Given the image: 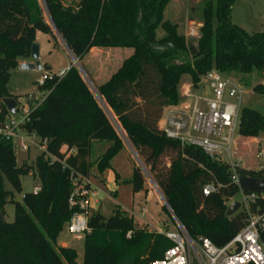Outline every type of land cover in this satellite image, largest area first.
<instances>
[{
	"label": "trees",
	"instance_id": "1",
	"mask_svg": "<svg viewBox=\"0 0 264 264\" xmlns=\"http://www.w3.org/2000/svg\"><path fill=\"white\" fill-rule=\"evenodd\" d=\"M42 1L87 75L83 62L92 49H132L133 54L107 83L96 86L88 76L96 94L75 66L63 78L46 81L43 90L48 96L22 125L44 148L34 166L18 167L13 143L0 138L1 212L4 217V206L13 203L16 218L13 223L0 222V264H77V253L57 243L78 212L70 207L73 180L90 177L94 166L100 171L111 168V161L125 148V138L192 240L209 239L219 248L229 244L247 222L242 211L227 216V204L239 193L231 170L201 149L167 138L159 122L166 108L181 102L184 75L196 87L215 69L264 95V33H246L232 21L236 0L199 4L203 26L196 44L186 39L179 24L166 19L173 0ZM43 10L41 0H0V103L12 97L18 101L9 94L7 83L20 60L30 58L37 34L53 36ZM255 79L261 80L256 86ZM239 133L243 139H259L264 115L244 108ZM93 141L110 144L94 163ZM35 174L41 186L37 195L29 193L15 202L13 193L4 190V178L20 193L21 178ZM241 174L264 178L263 173ZM212 182L221 185L219 192L204 196V187ZM121 184L131 185L134 193L146 191L139 167ZM260 208L264 211V200ZM89 227L84 264H153L172 247L163 235L138 229L120 210L110 217L93 212Z\"/></svg>",
	"mask_w": 264,
	"mask_h": 264
},
{
	"label": "built area",
	"instance_id": "2",
	"mask_svg": "<svg viewBox=\"0 0 264 264\" xmlns=\"http://www.w3.org/2000/svg\"><path fill=\"white\" fill-rule=\"evenodd\" d=\"M202 26V23L190 22L186 39L198 40ZM68 70L60 72L58 76H50L47 72H43L41 80L38 81L41 92L37 96L28 97L29 109L21 122H18L9 111V115H5L3 109L5 106L0 103L2 140L13 142L14 139H19V148L22 152H29L31 145L38 144L37 141L19 137L18 130H22V125L30 121L29 112L35 110L48 96L43 90L46 81L55 77L63 78ZM205 83L209 84L212 97H205L208 94ZM202 87L204 97L197 95V91ZM247 93V89L237 79L214 69L203 76L196 87L190 84L187 89L181 91L182 100L178 105L164 110L159 129L167 138L179 142L182 147L199 148L210 159L229 167L232 180L238 186L242 197L239 211L245 214L247 222L229 244L219 248L209 239L192 240L182 224L174 217L175 230L159 231L160 235L170 240L172 247L165 252L162 260H156L153 264H264V243L261 241V235L264 233V211L260 208L264 195L244 193L239 181L242 170L257 175L264 174V143L258 146L257 156L261 160L258 171H254L253 166L244 167L243 157L239 154L242 138L239 133L241 113L244 109V96ZM31 136L35 137L34 134ZM41 150L44 151V148L41 147ZM73 184L75 189L70 198V207L77 209L78 212L68 223L67 230L75 239L81 240L91 233L90 216L99 209L100 205L97 199L98 193L93 189L90 177H75ZM220 187L221 185L216 182L209 183L204 187L203 194L208 197L219 192ZM40 192L41 186L33 190L34 195ZM231 203L227 204L228 208ZM130 236L131 233L128 234V238Z\"/></svg>",
	"mask_w": 264,
	"mask_h": 264
},
{
	"label": "rangeland",
	"instance_id": "3",
	"mask_svg": "<svg viewBox=\"0 0 264 264\" xmlns=\"http://www.w3.org/2000/svg\"><path fill=\"white\" fill-rule=\"evenodd\" d=\"M202 1L203 0H173L165 11V17L179 24L181 33L186 35L191 22V16L193 17V22H202L201 8L198 10V6ZM41 3L44 8L43 11L45 12V20L51 26L53 36L51 37L41 31L37 34V41L40 42L41 54L45 62L51 67V71L46 68L40 71H25L22 70L21 67L12 71L11 77L7 83V90L10 95L18 97L19 110L14 117L18 122L23 121L25 112L29 109L28 97L37 96L41 92V89L38 87V81L41 80L43 72H47L50 76H58L63 68L72 64V61H69L70 59L67 58L64 50L55 46V41H59L61 45L67 47L51 22L49 13L46 11L47 9L42 0ZM193 8L197 10L195 13H191ZM232 15V21L246 33H264V0H236ZM191 41L193 44H196L197 39ZM83 64L92 74H94L95 71L101 74L102 71V74L99 76L101 81L105 80V71L110 73L109 65L106 64L107 66L105 67V53L89 54L85 58ZM74 65L78 67V64L77 66L76 63ZM101 66H103L102 70L100 68ZM80 71L92 91L96 94V89L86 74L85 69L83 68ZM260 81L261 80L255 79V86L258 85L257 83ZM190 83L191 77L189 75H184L182 87ZM262 83H264V81ZM204 86L208 94L205 96L203 91L204 88L202 87L197 91V95L201 97H212L209 84L205 83ZM247 92L248 93L244 96V108L256 110L264 115V95L255 93L252 88L247 89ZM18 134L19 137L25 140H34L39 143L36 137L29 135L21 129L18 130ZM124 141L125 148L111 161V168L100 171L97 166H94L91 169L90 182L93 189L98 193L97 199L100 205L98 209L99 212L105 217H110L113 215L114 211L120 210L134 219L138 229H144L157 234H159L160 230L164 232L175 230V215L164 199L162 192L130 143L126 141V138ZM12 143L18 167H22L26 164L34 166L37 158L43 153V150H41L38 144L31 145L29 152H22L21 148H19V139H14ZM263 143L264 134H262L259 139L241 138L239 154L243 157L242 165L244 167L253 166L254 171H258L259 164L261 163L260 157L257 156L258 146ZM109 146L110 144L107 142L93 141L90 151V161L94 163L99 157L103 156L107 152ZM66 150L67 149L63 150V153H66ZM136 167H139L145 175V192L134 193L131 185L121 184V182L129 181L132 178ZM118 176L121 179L120 183L117 182L116 179ZM21 182L22 191L20 193L14 190L11 183L6 178H4L2 183L5 191L13 193L12 196L15 202H21L26 194L33 193L34 188L40 186V180L37 174H35V176L30 175L22 177ZM241 199V194L238 193L231 199L230 203L234 201L240 202ZM3 210L5 221L7 223H13L16 219L15 205L13 203H7ZM240 212L241 211H239V213ZM57 243L58 245L66 244L69 248L73 249L77 253V264H84V239H75L74 236L70 235L67 227H65Z\"/></svg>",
	"mask_w": 264,
	"mask_h": 264
},
{
	"label": "crops",
	"instance_id": "4",
	"mask_svg": "<svg viewBox=\"0 0 264 264\" xmlns=\"http://www.w3.org/2000/svg\"><path fill=\"white\" fill-rule=\"evenodd\" d=\"M36 44H38V46H39V55H40L39 62H41L42 70L44 68H46V69H49L51 71V67L49 66V64H47V62H45V59H44L43 55L41 54L40 42L37 41ZM55 46L61 48L62 50H64V52L67 55V58L70 59V60L69 59H67V60L72 61V64H70V66H68V67L63 68L61 70V72L64 71V70H68L71 66H75L74 64L76 62V60H75L76 58L71 53V51L68 49V47H64V45H61V43H59V41L58 42L55 41ZM94 53H102V54L105 53V67L107 65H109V71H110V73L108 71L107 72L105 71V80H102V81H105V82H102L101 79H100V77H99L102 74V71H101V74H100V72L98 73L97 71H95L94 74H92L90 71H88L86 69V71L88 73V76L92 79V81L95 83V85L96 86H100V85H102L104 83L109 82V80L111 79L112 75H114L120 69V67L122 66L123 62L126 59H128L130 56H132L133 50L132 49H111V48L110 49L102 50V49L95 48V49H92V51L90 52V54H94ZM26 63H35V61H32L31 58L24 59V60L22 59L19 62V67H21L22 65H24ZM100 68L102 70L103 69V66H101ZM111 69H112V71H111ZM36 70H29V71H36ZM113 71H115V72H113ZM96 81H97V83H96ZM189 85L190 84L184 85L181 88V91H184L185 89H187V87ZM14 97H16V96H14ZM117 182H119V183L121 182V179H120L119 176H118ZM59 246H61V247H68L66 244H62V245H59Z\"/></svg>",
	"mask_w": 264,
	"mask_h": 264
},
{
	"label": "water",
	"instance_id": "5",
	"mask_svg": "<svg viewBox=\"0 0 264 264\" xmlns=\"http://www.w3.org/2000/svg\"><path fill=\"white\" fill-rule=\"evenodd\" d=\"M52 22V21H51ZM32 61H35V63H26L21 66L22 70L29 71V70H42L41 62H39V46L34 45L32 48L31 56ZM76 60V66L78 64V69L82 70V67L77 59ZM5 108L11 113L12 116L16 115V110L19 107V102L15 98H4L2 101ZM240 186L242 190H244V193H255L259 195H264V178H253V177H247L241 175L239 177ZM240 203L239 202H232L228 208L227 216L232 217L240 210ZM4 221V217L1 212V205H0V222Z\"/></svg>",
	"mask_w": 264,
	"mask_h": 264
}]
</instances>
